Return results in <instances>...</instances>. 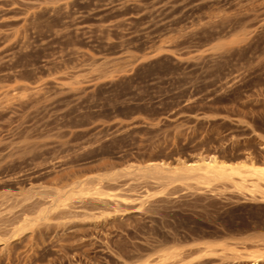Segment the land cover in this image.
<instances>
[{
  "label": "rangeland",
  "instance_id": "374dc122",
  "mask_svg": "<svg viewBox=\"0 0 264 264\" xmlns=\"http://www.w3.org/2000/svg\"><path fill=\"white\" fill-rule=\"evenodd\" d=\"M251 166L264 0H0V264H264Z\"/></svg>",
  "mask_w": 264,
  "mask_h": 264
},
{
  "label": "bare ground",
  "instance_id": "6f19581e",
  "mask_svg": "<svg viewBox=\"0 0 264 264\" xmlns=\"http://www.w3.org/2000/svg\"><path fill=\"white\" fill-rule=\"evenodd\" d=\"M253 166H251L250 169L245 171L246 176H244L242 178L243 182L244 183L248 182L247 178H254V179H256V181H258V183L264 182V167H255L254 168ZM156 167L157 166H155L154 171L159 170V168H156ZM182 167L184 168L183 175L185 174V176L186 175H190V176L193 175L194 176L197 174L196 172H202L203 176H200V175H197V176H200L201 178L203 177L202 179L205 178L206 181H208V179L210 180V178H213V179L216 178V179L222 180V179L228 177L227 176L228 174L226 173L228 169L226 168L225 165L219 164V162L216 161V159H211L208 162L203 161V163L200 166H198V165H196V166H194V165L185 166V164H183ZM227 167H229V166L227 165ZM231 168H234V167H231ZM238 169H240V168H238ZM242 174H243V172H241V171H233L232 175L241 176ZM254 187L259 188V185L255 184Z\"/></svg>",
  "mask_w": 264,
  "mask_h": 264
}]
</instances>
